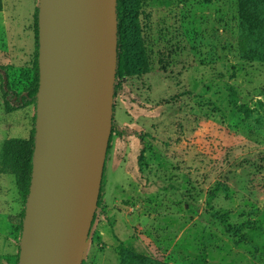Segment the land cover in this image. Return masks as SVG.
I'll use <instances>...</instances> for the list:
<instances>
[{
	"label": "rangeland",
	"instance_id": "obj_1",
	"mask_svg": "<svg viewBox=\"0 0 264 264\" xmlns=\"http://www.w3.org/2000/svg\"><path fill=\"white\" fill-rule=\"evenodd\" d=\"M140 1L150 70L123 82L113 121L142 138L112 136L105 215L82 262L119 264L131 251L167 264H264V43L241 26L238 0ZM38 5L1 0L0 65L15 85L31 77ZM35 114H6L0 92V153L30 137ZM25 206L0 173V264L16 263Z\"/></svg>",
	"mask_w": 264,
	"mask_h": 264
},
{
	"label": "water",
	"instance_id": "obj_2",
	"mask_svg": "<svg viewBox=\"0 0 264 264\" xmlns=\"http://www.w3.org/2000/svg\"><path fill=\"white\" fill-rule=\"evenodd\" d=\"M55 36L43 50L51 18ZM39 93L18 264H81L111 135L116 0H39Z\"/></svg>",
	"mask_w": 264,
	"mask_h": 264
},
{
	"label": "trees",
	"instance_id": "obj_3",
	"mask_svg": "<svg viewBox=\"0 0 264 264\" xmlns=\"http://www.w3.org/2000/svg\"><path fill=\"white\" fill-rule=\"evenodd\" d=\"M140 2V0H116L117 62L113 97L125 92L123 86L125 80L135 76L146 75L150 70L149 60L140 34L141 30L138 20ZM237 14L239 22L244 30L250 31V35L264 43V0H238ZM38 47L37 32L35 35V49L31 61V77L25 83L15 85L6 67L0 65V92L6 114L23 110L37 103L39 93ZM35 118L36 114L34 116V126L31 130L30 137L28 139L10 138L5 140L2 143L0 153V173L7 172L13 177L18 191L23 194L24 204H26L25 202L27 201L31 183L32 159L35 144ZM113 135L118 137L136 136L140 139L142 138L141 134L137 131L130 130L128 127H119L114 123L112 115L111 135L106 152L97 209L94 213L90 230L93 227L97 213L105 215V208H102L100 205L103 195L102 191L106 162L108 160L109 148ZM24 211L25 207L22 217L24 216ZM18 256L15 264H18ZM118 256L119 264H167L154 261L146 256L131 251H119ZM81 264H84V262Z\"/></svg>",
	"mask_w": 264,
	"mask_h": 264
},
{
	"label": "bare ground",
	"instance_id": "obj_4",
	"mask_svg": "<svg viewBox=\"0 0 264 264\" xmlns=\"http://www.w3.org/2000/svg\"><path fill=\"white\" fill-rule=\"evenodd\" d=\"M55 36V20L52 17L49 22V27L45 34L44 42H43V50H46L52 43Z\"/></svg>",
	"mask_w": 264,
	"mask_h": 264
},
{
	"label": "crops",
	"instance_id": "obj_5",
	"mask_svg": "<svg viewBox=\"0 0 264 264\" xmlns=\"http://www.w3.org/2000/svg\"><path fill=\"white\" fill-rule=\"evenodd\" d=\"M117 125H118V124H117ZM118 126H119V125H118ZM119 127H120V126H119ZM128 127H129L130 130H134V131H135L134 126H130V125H129ZM140 127H141V129H142L143 126H140ZM140 127H139V128H140ZM121 128H123V127H121ZM139 131H140V130H138L137 132H139ZM139 133H140V132H139ZM115 242L117 243L116 240H115ZM115 246H116V245H115Z\"/></svg>",
	"mask_w": 264,
	"mask_h": 264
}]
</instances>
